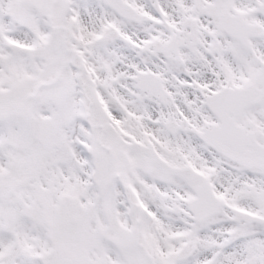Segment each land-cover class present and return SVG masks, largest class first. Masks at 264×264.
I'll use <instances>...</instances> for the list:
<instances>
[{
  "label": "snow or ice",
  "instance_id": "6c2138e0",
  "mask_svg": "<svg viewBox=\"0 0 264 264\" xmlns=\"http://www.w3.org/2000/svg\"><path fill=\"white\" fill-rule=\"evenodd\" d=\"M0 264H264V0H0Z\"/></svg>",
  "mask_w": 264,
  "mask_h": 264
}]
</instances>
